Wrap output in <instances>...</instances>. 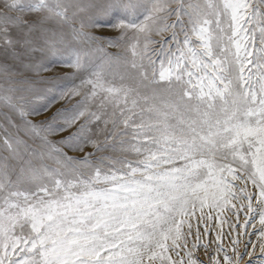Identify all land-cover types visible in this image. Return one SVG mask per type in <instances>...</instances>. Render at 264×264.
Returning a JSON list of instances; mask_svg holds the SVG:
<instances>
[{"label":"snow or ice","instance_id":"snow-or-ice-1","mask_svg":"<svg viewBox=\"0 0 264 264\" xmlns=\"http://www.w3.org/2000/svg\"><path fill=\"white\" fill-rule=\"evenodd\" d=\"M55 60L80 83L15 69ZM0 80V264H264V0H0ZM30 96L79 99L37 125ZM225 208L252 251L200 244Z\"/></svg>","mask_w":264,"mask_h":264},{"label":"rangeland","instance_id":"rangeland-1","mask_svg":"<svg viewBox=\"0 0 264 264\" xmlns=\"http://www.w3.org/2000/svg\"><path fill=\"white\" fill-rule=\"evenodd\" d=\"M77 27L79 24L77 23ZM93 35L100 37V39L97 41V44H94L93 47H96L97 45L99 47H102L105 49V51L112 53V52H117L120 51L121 53H124V47H125V41H121V47L120 48H114L110 47L108 44L109 40H112L116 38L119 35L118 30L113 29L108 25L107 23L101 21L100 26L96 27L94 29H88ZM131 35V33H129ZM168 34H165L167 36ZM155 40H160L161 37L159 36H154L153 37ZM153 47H159V44L153 45ZM127 56L130 57V53H125ZM96 56L102 55V53H95ZM27 63V59L24 61ZM9 63H12V61H9ZM15 69L18 72H22L24 75L31 77L32 80L34 81H39L41 78L46 81H50L51 83H36L35 87L38 89H46L52 87V83H57V84H62V85H67L71 86V84H79L80 79L79 78H73L75 74V70L68 67L67 63L65 61L61 60H55L53 63L48 65V70L46 72L40 73L39 76H37L35 73L28 72L26 71L19 62L15 63ZM20 77H18L19 79ZM0 83H3L2 80H0ZM7 85H5L6 87ZM40 95H45V93L41 92ZM49 96H56V93H49L47 94ZM33 103L34 106L37 107L38 109V114L36 115H31L27 117V119L31 120L32 123L34 124H41L44 121H50L53 115L57 112L58 109L62 108H68L72 104L76 102V100L79 99V97H75L72 100H68L67 98L65 99H59L57 98L54 102H52L50 105L48 104L47 101L41 100V99H36L35 96H30L29 97ZM47 108L45 111L44 109ZM17 122H19V117H16ZM59 122V121H58ZM76 131V127L74 126L72 129H69L66 132L62 133H55V134H50L49 139L53 142L59 141L70 135L72 132ZM25 139L28 140L29 144H39V140L37 139L36 141H33L29 139L28 137H25ZM63 148V151L67 153L69 156H79L83 155L84 153H80L75 150L73 146H68V145H63L61 146ZM93 149L91 146H86L84 149V152H92ZM6 154V153H5ZM130 159H133L134 157H129ZM238 184L240 183L239 181L237 182ZM243 186V185H241ZM249 190H252V186L249 185ZM235 202V201H234ZM205 213H208L209 210L206 208ZM232 209L230 208H225L223 213L220 214L219 219L216 218L217 214L215 211H213L211 214L213 216V219L211 221H208V228L209 231L206 233L205 232V224L203 221L199 222V231L201 233V238H200V244H209L211 241L212 243L210 244V247L213 251V254H215V248L217 243H221L224 245L225 250L228 252L229 255H233V247L238 248L241 252L244 251V246L245 243L248 242V250L252 251L251 244L257 242V237L248 235L245 236L244 232L246 229L243 227V223L245 220V215L244 212H240L239 216L237 217L236 215L233 214ZM199 217V212L196 213V217L192 218L191 223L193 224V229H192V235L188 236V241H189V247L191 246L192 243H195V233L197 230V219ZM224 220L225 223L221 226L220 221ZM257 227H259L258 221ZM230 225H236V227L233 229L230 227ZM185 231H187V226H185ZM247 232L250 234L252 232V229L249 227L247 229ZM221 236L220 241H216V236L217 235ZM239 234V243L237 245H233L231 241L233 239H237V236ZM203 250L201 249V252ZM258 253V249L256 250ZM183 255V253H181ZM223 253H220V256H222ZM206 259V257H202ZM249 258L245 256V260H248ZM257 260L260 259L259 256L256 258Z\"/></svg>","mask_w":264,"mask_h":264}]
</instances>
